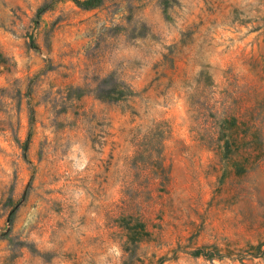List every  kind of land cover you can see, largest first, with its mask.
I'll use <instances>...</instances> for the list:
<instances>
[{
	"label": "rangeland",
	"instance_id": "1",
	"mask_svg": "<svg viewBox=\"0 0 264 264\" xmlns=\"http://www.w3.org/2000/svg\"><path fill=\"white\" fill-rule=\"evenodd\" d=\"M0 264H264V0H0Z\"/></svg>",
	"mask_w": 264,
	"mask_h": 264
},
{
	"label": "trees",
	"instance_id": "2",
	"mask_svg": "<svg viewBox=\"0 0 264 264\" xmlns=\"http://www.w3.org/2000/svg\"><path fill=\"white\" fill-rule=\"evenodd\" d=\"M77 7L83 10H91L99 7L103 0H72Z\"/></svg>",
	"mask_w": 264,
	"mask_h": 264
},
{
	"label": "clouds",
	"instance_id": "3",
	"mask_svg": "<svg viewBox=\"0 0 264 264\" xmlns=\"http://www.w3.org/2000/svg\"><path fill=\"white\" fill-rule=\"evenodd\" d=\"M74 151H75V149H74ZM73 160L76 161V160H77V157H76V156H73ZM86 163H87L86 158L83 157V156H81V157L79 158V161H78V165H77V166L80 167V168H82V167H84V165H85ZM109 254H113V255L119 257L120 254H121V250L119 249L118 246H115V245H114V246L112 247V249L109 250Z\"/></svg>",
	"mask_w": 264,
	"mask_h": 264
}]
</instances>
